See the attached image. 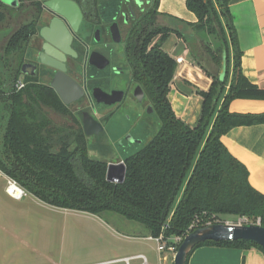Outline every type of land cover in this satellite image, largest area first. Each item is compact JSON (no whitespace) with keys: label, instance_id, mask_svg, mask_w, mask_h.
I'll return each instance as SVG.
<instances>
[{"label":"trees","instance_id":"16d2710c","mask_svg":"<svg viewBox=\"0 0 264 264\" xmlns=\"http://www.w3.org/2000/svg\"><path fill=\"white\" fill-rule=\"evenodd\" d=\"M159 1L151 0L134 19L124 53L132 80L161 124L142 148L123 160L121 183L106 180L107 162L88 157L81 122L70 105L39 77L21 73L28 41L40 26L42 1L17 0L16 7L0 1V172L49 206L98 216L116 213L143 224L151 237L183 236L227 215L254 224L259 219L264 227V193L250 185L247 168L221 141L236 126L264 123V113L229 111L235 98H264V90L241 72L242 51L229 0H185L195 22L159 12ZM78 2L87 21L99 19L96 0ZM10 21L15 25L8 26ZM171 33L211 78L207 90L196 91L201 108L194 125L175 114L168 98L177 64L162 43ZM223 55L226 71L220 79ZM20 78L25 85L16 90ZM51 112L64 122L56 123ZM202 245L262 251L249 240H206L192 248L186 264Z\"/></svg>","mask_w":264,"mask_h":264},{"label":"rangeland","instance_id":"374dc122","mask_svg":"<svg viewBox=\"0 0 264 264\" xmlns=\"http://www.w3.org/2000/svg\"><path fill=\"white\" fill-rule=\"evenodd\" d=\"M132 1L118 0L116 7L117 4L112 5V2L107 4L97 0L100 21L94 29L100 31V39L90 42L89 48H85L98 52L107 62L99 69H86L87 88L90 89L94 83L106 91H116L118 96L112 104L105 106H92L88 100L80 102L102 127L97 133L85 135L87 155L107 164L117 163L142 148L161 124L158 113L153 108L149 109L152 107L149 99L144 96L142 101H138L135 97L136 84L131 78V67L124 53L128 25L136 18L137 7ZM144 1L148 6L151 0ZM122 7L125 10H121ZM116 18L121 19L118 23L120 42L112 41L109 34V26ZM14 25L13 21L8 23V26ZM177 38L171 33L162 43V48L172 56H176L172 41ZM27 49L26 56L31 59L34 49L28 46ZM181 49L175 58L185 59L181 64L185 73L192 77H207L200 66L186 59L188 48ZM203 64L216 73L210 62L203 60ZM81 73L85 75L83 70ZM39 79L46 82L40 74ZM50 116L56 123L64 122L52 112ZM6 186L7 177L0 172V264H99L135 254L145 255L149 264H173L176 251L159 252L157 243L148 238V230L139 222L112 212L98 216L52 207L29 193L21 199H14L6 192ZM244 220L227 215L213 222L251 223Z\"/></svg>","mask_w":264,"mask_h":264},{"label":"crops","instance_id":"0c3cea01","mask_svg":"<svg viewBox=\"0 0 264 264\" xmlns=\"http://www.w3.org/2000/svg\"><path fill=\"white\" fill-rule=\"evenodd\" d=\"M102 1L107 4L111 2L112 5L117 4L116 7L119 5L116 2L118 0ZM123 7L121 10H125ZM229 10L233 16L238 45L242 51L241 72L250 83L264 90V0H229ZM158 11L186 22L197 20L195 14L187 9L185 0H160ZM138 16L139 13H136L135 17ZM91 23L88 21L85 25L87 33L89 29H94V25ZM172 44L176 56H179V52L182 51L181 48H187L180 38L173 40ZM176 56L173 55L172 57L176 59ZM186 59L196 64L190 52ZM184 61L185 59L179 64L180 66H176L168 98L175 114L189 125H194L201 108V97L196 91L207 90L211 78L208 75L207 77H192L185 73L181 67ZM79 70L81 75V69L79 68ZM231 73L232 51L230 76ZM41 77L46 81L43 82L39 79L43 83H48L50 80V77H46L45 74H42ZM82 79L83 77H80L78 81L82 82ZM96 86L101 87L93 83L91 88ZM85 102L88 101L85 100ZM78 106L83 108V105L79 104L77 106L70 105L69 109L76 115ZM229 111L234 113H264V98H235L229 103ZM221 141L231 155L247 168L250 185L257 191L264 193V123L236 126L221 136ZM187 264H264V253L254 247L239 249L202 245L192 251Z\"/></svg>","mask_w":264,"mask_h":264},{"label":"water","instance_id":"95a60500","mask_svg":"<svg viewBox=\"0 0 264 264\" xmlns=\"http://www.w3.org/2000/svg\"><path fill=\"white\" fill-rule=\"evenodd\" d=\"M0 1L7 5H15L17 3V0ZM134 2L137 5H142L144 0H134ZM42 6L52 15L48 23L39 29V36L44 43L37 57L40 63L55 69V73L50 77L48 85L54 89L65 105H71L72 103L84 99L88 100L92 106L112 104L118 98L116 91L107 92L102 87L98 86L88 89L85 77H83L82 82H79L76 78L66 73L65 57L68 55L75 58V65L79 67L78 55L70 47L72 34H77L83 18L79 5L73 0H44ZM124 17L126 21L127 18L126 16ZM67 28H70L71 33ZM88 33L84 37V40H87V42L90 39V31H88ZM109 34L112 41H121L120 29L116 21L109 26ZM65 37L68 38L67 42H65ZM99 39L100 31L96 29L92 42H97ZM84 45L85 48H87V43L85 41ZM106 64L107 62L98 52L91 51L90 53H85L80 66L84 72L86 69L91 71L90 68L93 67L95 70L99 69ZM20 70L22 74L32 76L36 73V65L30 62H24ZM225 71L226 62L225 56L223 55L219 73L220 79L224 77ZM134 95L138 101L143 100L144 92L139 85H136ZM149 109L152 110V107ZM76 114L81 122L85 135L97 133L102 128L101 123L87 110L79 107ZM125 172L126 166L124 161L108 163L106 180L109 182L121 183L125 178ZM236 239L252 241L258 244L264 253V227L259 223H210L202 227H197L184 235L183 240L174 254L173 264H186L188 253L192 248L206 240L220 241Z\"/></svg>","mask_w":264,"mask_h":264},{"label":"flooded vegetation","instance_id":"af4514ba","mask_svg":"<svg viewBox=\"0 0 264 264\" xmlns=\"http://www.w3.org/2000/svg\"><path fill=\"white\" fill-rule=\"evenodd\" d=\"M75 1L80 9H81V12H82V15H83V18H82V22L80 24V27L78 29V32L76 35H73L72 34V39L70 41V47L77 53L79 60H78V63H79V67L76 66V60L75 58L71 57V56H66L65 57V65H66V73L69 74L71 77H74L76 78L77 80H79L80 77H86V70L84 71L85 75L83 76V74L81 73L80 75V70L79 68L81 69V72H82V68H81V61L83 60V56L85 55L86 52L90 53L91 51L89 50H86L85 49V45H84V41L87 43V48H89V43L92 42V39L94 37V32H95V29H92L91 32H90V39L88 40H84V37L85 35H87V32H86V28H85V25H87L88 21L86 20L85 18V11L81 5V3L78 2V0H73ZM133 4H135V6L137 7L136 8V13H139V15L142 13V11L145 10L146 8V4H145V1L143 2L142 5H137L134 0L132 1ZM43 3V1H42ZM17 6V5H16ZM52 17V15L47 12L43 7H42V10H41V13H40V18H39V29L46 25L49 21V19ZM96 19V18H95ZM100 21V18L99 19H96L94 21V19H92L90 22H92L91 24L94 25V27H96V25L99 23ZM114 21H116L117 23H120L121 22V19L119 18H116L114 19ZM113 23V22H112ZM111 25V24H110ZM68 27V26H66ZM93 27V28H94ZM128 27H130V25H128ZM39 29L37 31V33L32 36L29 41H28V48L29 47H32L34 49V53H33V56L31 59L27 58L26 56V53H27V50H26V53H25V62H30V63H33L36 65V73L32 76H37L39 77V74L40 76H42V74H45L46 77H52L55 73V69H53L52 67H49L48 65H45L43 63H40L37 59L38 57V54L43 46V43L44 41L42 40V38L39 36ZM67 30L70 32V28H67ZM71 33V32H70ZM89 35V33H88ZM68 41V38L65 37V42ZM94 68V67H93ZM93 68H90L91 71L93 70ZM110 92V91H108ZM86 99H84L85 101ZM81 101L79 102H75V103H72L71 105H79ZM83 109V108H82ZM79 110V108H77V111ZM77 115V114H76Z\"/></svg>","mask_w":264,"mask_h":264},{"label":"built area","instance_id":"2783aa9c","mask_svg":"<svg viewBox=\"0 0 264 264\" xmlns=\"http://www.w3.org/2000/svg\"><path fill=\"white\" fill-rule=\"evenodd\" d=\"M176 63L180 64L183 61L182 57H177L175 59ZM25 83L24 81L20 78L18 79L15 84L14 88L16 90H20L24 87ZM12 188V190H10ZM6 192L14 199H21L27 192L22 189L13 179L7 177V186H6ZM246 222L248 220L244 218ZM256 223H259V219H257ZM241 224V223H238ZM260 224V223H259ZM183 236H174L171 238L165 239L163 235H159L158 237H151L149 236V239L154 240L157 243V250L159 252L166 250L169 252H175L177 249V245L183 240ZM165 259V257H164ZM137 261V262H133ZM116 263H124V264H149V261L147 257L143 254H135V255H130L126 256L123 258H118V259H113L110 261L102 262L99 264H116Z\"/></svg>","mask_w":264,"mask_h":264},{"label":"bare ground","instance_id":"6f19581e","mask_svg":"<svg viewBox=\"0 0 264 264\" xmlns=\"http://www.w3.org/2000/svg\"><path fill=\"white\" fill-rule=\"evenodd\" d=\"M10 190H12V188Z\"/></svg>","mask_w":264,"mask_h":264}]
</instances>
